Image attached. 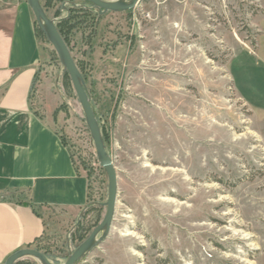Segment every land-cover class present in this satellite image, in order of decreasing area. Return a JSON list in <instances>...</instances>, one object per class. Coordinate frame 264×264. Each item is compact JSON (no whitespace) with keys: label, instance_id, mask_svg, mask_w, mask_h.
Listing matches in <instances>:
<instances>
[{"label":"rangeland","instance_id":"obj_1","mask_svg":"<svg viewBox=\"0 0 264 264\" xmlns=\"http://www.w3.org/2000/svg\"><path fill=\"white\" fill-rule=\"evenodd\" d=\"M257 1L142 0L101 16L94 32H71L66 46L118 179L111 232L76 264H264V109L234 88L254 78L264 104V65L243 53L255 45ZM41 4L57 23L67 18L68 0ZM35 29L36 83L89 186L77 217L45 213L35 250L63 264L102 221L108 182L70 79Z\"/></svg>","mask_w":264,"mask_h":264},{"label":"crops","instance_id":"obj_2","mask_svg":"<svg viewBox=\"0 0 264 264\" xmlns=\"http://www.w3.org/2000/svg\"><path fill=\"white\" fill-rule=\"evenodd\" d=\"M259 10L250 20L257 33L255 45L243 53L264 65V47L260 49L264 21H257L264 18V10L260 6ZM41 60L27 0H0V264L19 250L36 249L49 232L46 211L70 220L88 202L87 177L77 170L51 125L54 107L42 98L43 90L36 83ZM252 81L243 82L241 91L234 88L258 113L264 104ZM22 261L26 259L18 262Z\"/></svg>","mask_w":264,"mask_h":264},{"label":"water","instance_id":"obj_3","mask_svg":"<svg viewBox=\"0 0 264 264\" xmlns=\"http://www.w3.org/2000/svg\"><path fill=\"white\" fill-rule=\"evenodd\" d=\"M83 1L89 3L91 5V9L95 10L100 16H103L107 13L132 11L142 0ZM27 5L34 16L36 25L44 35L47 42L54 49L60 65L63 67L70 79L94 146L99 167L107 176V201L103 204L105 207V214L102 221L93 229L89 236L69 254L63 263L76 264L78 261L91 253L98 244L103 242L108 237L111 232L118 196L117 173L113 161L106 150L98 121L91 106L85 81L75 64L68 47L57 30L56 20L50 19L47 16L41 4V0H27ZM28 258L37 261L39 264H53L44 254L35 249H22L15 252L7 258L5 264H16L18 261Z\"/></svg>","mask_w":264,"mask_h":264},{"label":"trees","instance_id":"obj_4","mask_svg":"<svg viewBox=\"0 0 264 264\" xmlns=\"http://www.w3.org/2000/svg\"><path fill=\"white\" fill-rule=\"evenodd\" d=\"M52 0H45L46 5H49ZM69 8L67 18L60 19L56 25L57 30L64 40L65 44H68V37L74 30L78 29L80 26H86V29H96L98 22L102 18L95 10L91 9V5L83 0L80 5L74 3L75 0H68ZM39 29V28H38ZM40 31V30H39ZM94 34V33H93ZM91 34V36L93 35ZM40 35L45 39L44 35L40 31ZM95 112V111H94ZM97 118V117H96ZM99 123V118H97ZM100 126V125H99ZM101 134L105 143V138L103 136V130L100 127ZM62 142L66 146L63 138L61 137ZM48 259V258H47ZM49 260V259H48ZM16 264H32L27 261L18 262Z\"/></svg>","mask_w":264,"mask_h":264}]
</instances>
